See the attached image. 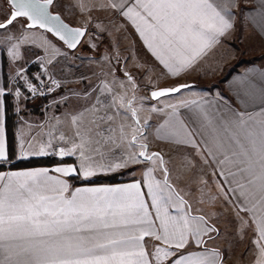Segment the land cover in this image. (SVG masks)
<instances>
[{
  "label": "snow or ice",
  "instance_id": "snow-or-ice-1",
  "mask_svg": "<svg viewBox=\"0 0 264 264\" xmlns=\"http://www.w3.org/2000/svg\"><path fill=\"white\" fill-rule=\"evenodd\" d=\"M53 2L4 0L10 11L0 22V29H7L18 18L26 17L31 21L29 27L46 28L68 47L75 48L84 31L70 28L58 15H52L49 7ZM109 3L132 22L148 49L174 76L207 55L232 28L225 15L227 5L222 6L217 0H133L131 4L128 0H109ZM187 87L189 85L184 84L165 88L153 91L151 96L162 97ZM3 94L0 89V96ZM247 95L250 99H246L245 104L258 100L259 112L231 111L228 115H217L205 108L202 101L190 103L196 109L194 123L198 121L199 125L195 131L202 137L208 154L220 166L219 175L234 185L230 191L238 194L241 210L251 214L258 233L256 243H260L264 242V87L258 97L255 93ZM134 100L135 97L128 100L124 96L113 97L106 106L108 110L93 106L73 116L78 142L74 141L71 147H60L56 151L52 139L48 138L37 142L33 148L35 136L27 145L21 141V158L51 154L76 156L78 164L51 170L0 172V264H152L142 243L148 236L164 245L155 247L156 264H164L172 257L175 258L171 264H221L220 254L215 249L180 252L189 244L205 243L204 236L218 230L204 216H193L187 211L179 217L171 215L168 208L175 206L171 203L174 198L179 204L187 205V201L172 190L167 176L163 186L155 180L153 168H149L145 176L158 226L148 210L140 182L73 189L68 180L62 178L79 175L88 179L101 172L117 171L129 163H141V158L153 165L157 161L161 165L165 163L160 153L149 154L148 145L139 142L143 126L138 110L132 106ZM114 106L126 109L124 115L131 114L135 127L117 123L116 114H110ZM158 131L177 144L199 148L193 131L181 120L175 119ZM48 135L50 137L51 133ZM59 139L63 141L65 137L61 135ZM125 142L130 147L139 143L141 151L129 154L126 159L117 158V150ZM8 159L0 120V162ZM163 170L167 173V168ZM242 223L247 225V221ZM257 264H264V243L260 244Z\"/></svg>",
  "mask_w": 264,
  "mask_h": 264
},
{
  "label": "crops",
  "instance_id": "crops-1",
  "mask_svg": "<svg viewBox=\"0 0 264 264\" xmlns=\"http://www.w3.org/2000/svg\"><path fill=\"white\" fill-rule=\"evenodd\" d=\"M112 2H118V0H112ZM132 2L133 0H128L129 4ZM86 3H89L88 9H84ZM217 3L222 6L227 5L228 11L225 15L232 23V28L219 38V43L207 55L174 76L148 49L132 22L123 16L120 10L112 8L109 0L64 1L59 14L73 27L86 28L87 35L75 52L69 51L55 40V42L51 41L50 52H45L42 61H32L41 65L35 71L40 78L47 81L55 80L61 87L65 86L66 92H71L70 96L60 98L59 101L54 99L47 104L49 108L46 109L45 114L40 113L38 108L42 104L35 107L37 100L31 101L28 98L18 104L17 93L19 92L12 85L17 66L9 63L5 50L0 46V89L4 92L0 96V120L3 123L5 145L9 156L8 161L0 162V166H11L19 161L46 157L59 161L71 160V162L54 166L8 168L0 172L37 168L51 170L56 167L76 165L78 163L76 156L60 157L51 154L20 157L21 141L23 140L27 145L32 136H35L32 140L33 148L37 146V142H43L48 138L52 139L55 150L60 147H71L72 140L67 135L62 144L57 140L56 121H60L63 115L76 116V113L80 114L93 106L102 111L108 110L106 106L112 98L120 96H124L126 100L135 97L132 106L138 108L140 105L142 109L148 110V107H151L148 102L152 99L153 91L192 84V87L183 90L188 91L183 99L171 100L150 110L152 116L148 118L147 131L143 134V138L148 145L149 154L157 152L164 158L163 165L159 161L153 165L151 161L141 158V163H129L117 171L102 172L88 179L79 175L62 178L67 179L73 189L123 186L140 182L148 210L156 220V209L152 204L145 176L148 169L153 168L152 175L155 180L160 181L163 186L167 176L172 190L178 192L187 201V205L179 204L174 198L171 203L175 206L168 208L171 215L179 217L187 211L193 216H204L208 223L218 230L204 236L205 243L189 244L180 252L187 254L189 251L215 249L220 254L221 264H257L259 247L264 242L256 243L258 233L251 214L241 210L240 202L237 200L238 194L230 191L234 185L229 184L224 176L219 175L220 166L208 154L202 137L196 133L195 129L199 126L198 121L194 123L196 109L190 102L202 101L205 108L214 111L217 115H228L231 111L256 113L261 110L258 100L256 103L249 104H245L244 101L250 99L248 93H255L258 97L261 88L264 87V0H217ZM4 13L6 14V7L0 0V22H3ZM77 59H81V65L76 62ZM27 74L30 76L28 70ZM24 92L27 96L30 95L29 90L24 89ZM10 98L13 100L11 101ZM136 100L139 102L138 105L135 104ZM72 110L76 113L70 112ZM126 111L114 106L110 109V114H116L117 123L122 122L135 127V121L130 119L131 114L124 115ZM85 115L91 114L85 113ZM175 119L183 121L189 130L193 131L199 148L177 144L174 140L160 134L158 130L162 126L173 123ZM49 133H51L50 137ZM137 144L130 147L126 142L129 152L120 159H126L131 153H138ZM49 151L51 152L52 149ZM164 168H167V173L164 172ZM50 174L60 175L54 172ZM97 176H118L121 182L77 186L73 183L75 178L85 181ZM221 191L223 196L219 193ZM224 199L230 216L238 223L236 235L248 237L250 240L249 244L242 242L241 251L238 250L239 241L229 240L228 235L222 231L225 229L222 223ZM243 221H247L246 226L242 223ZM156 224L159 225L158 220ZM142 243L149 253L152 264H156L154 250L157 246H164L163 242L148 236ZM174 258H169L164 261V264H171Z\"/></svg>",
  "mask_w": 264,
  "mask_h": 264
},
{
  "label": "rangeland",
  "instance_id": "rangeland-1",
  "mask_svg": "<svg viewBox=\"0 0 264 264\" xmlns=\"http://www.w3.org/2000/svg\"><path fill=\"white\" fill-rule=\"evenodd\" d=\"M64 1L67 0H56L52 7V12L57 14L61 13L62 4L64 3ZM2 2L6 7V14L5 13L3 14L4 17L10 11V7L9 5H6L4 3V0H2ZM88 4L89 3L85 4L84 9H88ZM55 40L56 39L47 32L41 31L39 29L28 28L27 22L23 19L17 20L16 22H14L13 25L9 26L7 29H0V46L5 50V54L9 60V63L10 64L14 63L17 66V72L12 78V85L13 88L14 89L17 88L19 92V95L17 96L18 104H21L23 101L28 100V98L31 101L37 100L38 102L37 104H35V107H38L39 105L42 104V106L38 108L41 111L40 113L43 114H45L46 111L48 110L49 106H47V104H49L52 100L55 99L59 101L61 100L60 98H64V97L66 98L67 95L69 96L71 95V92L69 91L66 92V88L64 85H62L61 87L59 82L58 84H54L53 81L55 80L47 81L46 79L40 78L35 72L33 75L30 76H28L27 74V70L31 65H35L37 67L41 66L38 63H32V61L33 62L42 61V57L45 55V52H50L51 41L55 42ZM13 53H15V55H13ZM76 62L80 64L81 59H77ZM39 83L47 84L48 86H50L52 93L49 95H41L38 92ZM30 86L34 87L35 91H33L32 87ZM24 89L29 90V94H30L29 96H27V94L24 92ZM187 92L188 91H182L177 95L163 97L162 99H159L157 101L150 99L148 105H150L151 107H148V110L142 109L141 106L139 105V107L136 109L138 110L137 115L140 119V123L143 126V134L147 131V122L149 116H152V113L150 112L152 108H157L162 104L169 102L171 100L183 99L188 94ZM21 94L23 95L20 96ZM32 96L35 97L32 98ZM138 103H139L138 100H136L135 104L138 105ZM70 112L76 113L74 110ZM76 115L78 114L76 113ZM72 116L73 115L71 114H66L62 116L60 121L58 120L56 121L55 128L58 130L57 140L60 142V144H62V141L59 139L61 135H63L64 137L67 135L70 138V140H72L71 141L72 143L74 141L78 142V138L75 137V127L72 124ZM130 119L135 121L132 117H130ZM132 125L134 126V123H132ZM52 128L54 127L52 126ZM68 131L70 132L71 135L69 134ZM139 142L145 143V139L142 137ZM136 149L138 152L141 151V149L139 148V143L137 144ZM128 150L129 148L127 147L125 142V144L121 147V149L117 150V155L120 154L119 157L117 156V158L120 159L121 156H123L124 154L126 155L129 152ZM219 193H222L223 196V191ZM223 203L225 209H222V217H223L222 223L225 225L224 227L225 229H223L222 231L224 232L225 235L226 234L228 235L229 240L239 241L238 250L240 249L241 251L242 242L245 241L246 244H249L250 240L248 237H241V235L239 236L236 235L238 223L236 220L232 218V216H230L231 214H229L225 199Z\"/></svg>",
  "mask_w": 264,
  "mask_h": 264
},
{
  "label": "trees",
  "instance_id": "trees-1",
  "mask_svg": "<svg viewBox=\"0 0 264 264\" xmlns=\"http://www.w3.org/2000/svg\"><path fill=\"white\" fill-rule=\"evenodd\" d=\"M36 69H37V66L31 65L28 68L29 74L33 75ZM10 100L12 101L13 99L10 98ZM68 162H71V160L59 161L51 157H46V158H41V159L23 160L11 166L1 165L0 171H5L8 168L9 169H26V168L39 167V166H54L56 164L68 163ZM119 182H121V180L119 179L118 176H97L95 178L85 180V181L81 180L80 178L73 179V183L75 186L81 185V184L99 185V184H104V183L112 184V183H119Z\"/></svg>",
  "mask_w": 264,
  "mask_h": 264
},
{
  "label": "water",
  "instance_id": "water-1",
  "mask_svg": "<svg viewBox=\"0 0 264 264\" xmlns=\"http://www.w3.org/2000/svg\"><path fill=\"white\" fill-rule=\"evenodd\" d=\"M55 1H56V0H54L53 4L49 7V12H50L52 15H58V16L60 17V19L63 21V23L66 24V25H68V27H70V28H79V29H82V30L84 31L83 36L80 38V42L76 45L75 48H70V47H68L67 43H65L63 40H61V39H60V38H59L54 32H49L46 28H41V27H39V25H36L35 27H29V25L31 24V21H29L26 17H20V18H18L17 20H19V19H23V20H25V21L27 22V27L30 28V29H39V30H41V31H44V32L49 33V34L52 35L57 41H59L61 44H63V45L69 50V51H71V52H75V51H77V50L79 49V47H80L81 44L83 43V41H84V39H85V37H86V35H87V29H86V28H80V27H73L72 25H70L69 23H67V22L63 19V17H62L60 14L53 13V12H52V7H53ZM9 7H10V6H9ZM10 26H11V25H10ZM182 85H184V84H182ZM186 85H189V87H187V88H182L181 91H183V90H185V89H188V88H190V87L193 86L192 84H186ZM163 89H165V88H163ZM159 90H161V89H159ZM159 90H156V91H159ZM181 91H180V92H181ZM178 93H179V92L168 93L167 95L162 96V97H152V96H151V98H152L154 101H157V100H159V99H161V98H163V97H167V96L175 95V94H178Z\"/></svg>",
  "mask_w": 264,
  "mask_h": 264
},
{
  "label": "built area",
  "instance_id": "built-area-1",
  "mask_svg": "<svg viewBox=\"0 0 264 264\" xmlns=\"http://www.w3.org/2000/svg\"><path fill=\"white\" fill-rule=\"evenodd\" d=\"M38 92L41 94V95H49L52 93L51 91V87L48 86L47 84H43V83H39L38 85ZM59 148H56V151H58Z\"/></svg>",
  "mask_w": 264,
  "mask_h": 264
}]
</instances>
